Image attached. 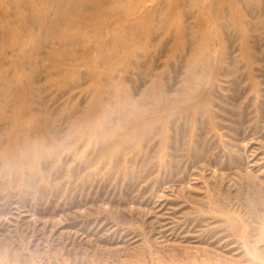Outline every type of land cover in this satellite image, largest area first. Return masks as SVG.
I'll list each match as a JSON object with an SVG mask.
<instances>
[{
    "label": "rangeland",
    "instance_id": "rangeland-1",
    "mask_svg": "<svg viewBox=\"0 0 264 264\" xmlns=\"http://www.w3.org/2000/svg\"><path fill=\"white\" fill-rule=\"evenodd\" d=\"M2 5L0 264H264V0Z\"/></svg>",
    "mask_w": 264,
    "mask_h": 264
},
{
    "label": "bare ground",
    "instance_id": "bare-ground-1",
    "mask_svg": "<svg viewBox=\"0 0 264 264\" xmlns=\"http://www.w3.org/2000/svg\"><path fill=\"white\" fill-rule=\"evenodd\" d=\"M12 1H14V0H10V2H12ZM11 4H14V3H11ZM8 8H9V6H5V5L0 6V13L5 12V10H8Z\"/></svg>",
    "mask_w": 264,
    "mask_h": 264
}]
</instances>
